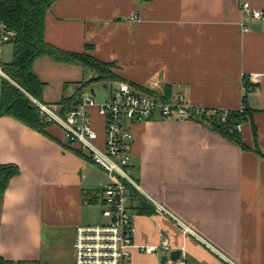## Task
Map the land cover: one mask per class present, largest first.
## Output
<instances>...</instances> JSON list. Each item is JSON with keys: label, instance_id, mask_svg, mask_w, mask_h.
<instances>
[{"label": "crops", "instance_id": "crops-1", "mask_svg": "<svg viewBox=\"0 0 264 264\" xmlns=\"http://www.w3.org/2000/svg\"><path fill=\"white\" fill-rule=\"evenodd\" d=\"M244 2L264 10V0H57L47 13L48 43L114 63L135 87L221 110L240 109L246 95L251 114L240 134L248 149L197 120L156 114L132 125L135 264H158L174 250L186 264H264V19H245ZM33 71L46 103L84 79L81 66L47 56ZM7 164L19 174L0 200V262L72 264L77 227L109 220L108 175L67 145L58 125L39 132L1 115ZM164 240L169 250L140 249Z\"/></svg>", "mask_w": 264, "mask_h": 264}, {"label": "built area", "instance_id": "built-area-1", "mask_svg": "<svg viewBox=\"0 0 264 264\" xmlns=\"http://www.w3.org/2000/svg\"><path fill=\"white\" fill-rule=\"evenodd\" d=\"M242 13L245 19H264V10L253 8L250 2H244ZM136 18L133 16L132 19ZM15 38V30L0 20V80L4 78L16 85L2 68L5 48ZM104 89L108 96L103 103L99 104L97 94L93 95L87 90L81 102L66 113L58 102L46 103L27 94L37 106L43 120L62 129L65 143L85 151L88 159L100 167L110 180L102 189L103 205L107 209L109 220L104 224L77 227L72 264H135L131 252L135 247L134 214L127 205L130 189L140 190L131 176L133 124L146 122L156 114L176 120H196L204 114H220L221 120L225 121L229 112L191 106L183 95L177 101H172L159 93L144 92L124 80L107 85ZM243 108L242 104L239 110ZM96 124L101 127L102 134L96 129ZM237 130H241V124L237 126ZM182 226L186 232L192 231L190 227L184 224ZM157 248L169 250L168 240H164L159 246H141L140 249L145 253H152ZM158 264H186V261L179 258L177 261H160Z\"/></svg>", "mask_w": 264, "mask_h": 264}, {"label": "trees", "instance_id": "trees-1", "mask_svg": "<svg viewBox=\"0 0 264 264\" xmlns=\"http://www.w3.org/2000/svg\"><path fill=\"white\" fill-rule=\"evenodd\" d=\"M55 1L57 0H0V20L16 32V38L11 42L14 44L12 61L2 63L3 70L16 85L4 78L0 80V116H11L39 132H45V128L52 124L43 120L37 106L27 95L42 100L45 84L33 71V63L38 57L47 56L58 62L78 65L83 70L91 71L96 75L80 82V86L74 94L63 96L58 102L62 105V110L65 113L77 106L84 93L95 88V84L101 83L110 86L115 82L124 80L116 72H113V69L116 68L114 63L103 62L84 53L67 52L46 41V16ZM246 85L247 92L253 89L249 84ZM139 89L150 94H156L147 88ZM242 102L243 110H229L225 121L221 120L220 114L211 116L204 114L196 120L210 125L214 132L237 144L242 149H248L242 141L240 131L237 130V126L246 122L251 114L246 95ZM18 174L19 167L17 165L0 166V200L9 185L10 179Z\"/></svg>", "mask_w": 264, "mask_h": 264}, {"label": "rangeland", "instance_id": "rangeland-1", "mask_svg": "<svg viewBox=\"0 0 264 264\" xmlns=\"http://www.w3.org/2000/svg\"><path fill=\"white\" fill-rule=\"evenodd\" d=\"M13 50H14V44L13 43H10L6 46L5 51L2 55V60L4 63H9L12 61ZM113 72H115V69H113ZM83 75H84V79L82 81H86V80L90 79L91 77L96 76L93 72L88 71V70H84ZM79 86H80L79 83H73V82L67 83V85L64 88V92H63L64 96H69V95L74 94L76 92L77 88H79ZM94 87H95V93L97 94V102L99 104L103 103L104 100L107 99L108 92L101 86V83L95 84ZM94 120L97 121V118H95ZM95 126H96V129L98 131H100V133L102 134L101 127L97 124ZM101 211L102 210L100 209L99 206L93 209L94 215H96V216H100Z\"/></svg>", "mask_w": 264, "mask_h": 264}, {"label": "water", "instance_id": "water-1", "mask_svg": "<svg viewBox=\"0 0 264 264\" xmlns=\"http://www.w3.org/2000/svg\"><path fill=\"white\" fill-rule=\"evenodd\" d=\"M104 87L106 88L107 85L104 84ZM90 91H91V93H92L93 95L96 94V93H95V88H91ZM181 254H182L181 250H174V251H172L169 255H165V256H163V257H162V261H163V262H166L169 258H170L172 261H177V260L181 257Z\"/></svg>", "mask_w": 264, "mask_h": 264}]
</instances>
